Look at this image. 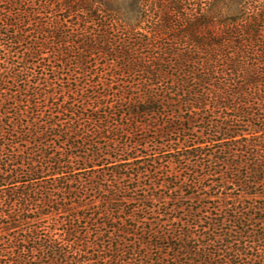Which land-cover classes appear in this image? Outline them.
<instances>
[{
	"label": "trees",
	"instance_id": "obj_1",
	"mask_svg": "<svg viewBox=\"0 0 264 264\" xmlns=\"http://www.w3.org/2000/svg\"><path fill=\"white\" fill-rule=\"evenodd\" d=\"M0 264H264V0H0Z\"/></svg>",
	"mask_w": 264,
	"mask_h": 264
},
{
	"label": "rangeland",
	"instance_id": "obj_2",
	"mask_svg": "<svg viewBox=\"0 0 264 264\" xmlns=\"http://www.w3.org/2000/svg\"><path fill=\"white\" fill-rule=\"evenodd\" d=\"M164 191H165V189H164ZM154 200H155V199H154ZM162 200H163V202H164L165 204H167V203H174V202H175V201H173V199H171L170 197H167V195L164 196V197L162 198ZM153 202L156 203V200L153 201Z\"/></svg>",
	"mask_w": 264,
	"mask_h": 264
}]
</instances>
